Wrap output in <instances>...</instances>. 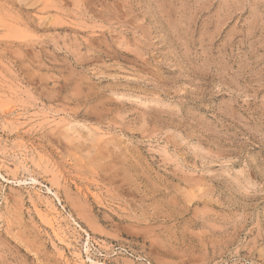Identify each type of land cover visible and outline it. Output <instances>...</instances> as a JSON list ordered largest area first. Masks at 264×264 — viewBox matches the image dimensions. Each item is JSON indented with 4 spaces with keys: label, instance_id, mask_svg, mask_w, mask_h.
<instances>
[{
    "label": "rangeland",
    "instance_id": "rangeland-1",
    "mask_svg": "<svg viewBox=\"0 0 264 264\" xmlns=\"http://www.w3.org/2000/svg\"><path fill=\"white\" fill-rule=\"evenodd\" d=\"M0 264H264V0H0Z\"/></svg>",
    "mask_w": 264,
    "mask_h": 264
}]
</instances>
